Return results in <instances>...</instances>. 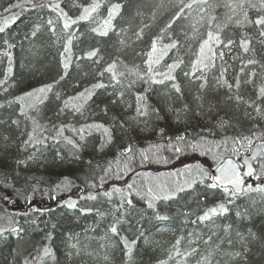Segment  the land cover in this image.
Returning <instances> with one entry per match:
<instances>
[{
	"label": "trees",
	"instance_id": "obj_1",
	"mask_svg": "<svg viewBox=\"0 0 264 264\" xmlns=\"http://www.w3.org/2000/svg\"><path fill=\"white\" fill-rule=\"evenodd\" d=\"M150 2L0 0V204L3 196L29 201L24 212L11 215L22 231L2 232L0 264H17L35 242L43 248L29 252L22 264H36L29 257L38 252L41 264H264L260 189L236 199L195 185L175 199L151 202L152 208L133 195L126 196L128 205L121 195L127 179L144 170L130 171V159L164 142L170 127L185 129L186 115L204 109V92L222 83L227 94L215 89L216 125L264 138V25L255 24L264 17V0H179L159 23H152ZM94 3L100 7L80 20ZM117 5L107 35L99 34ZM66 19L76 23L65 28ZM205 41L217 61L207 58L201 67ZM111 65L112 72L106 71ZM41 88L47 93L36 110L19 99ZM86 91L87 113L68 111L67 98ZM235 104L240 114L227 115V123L222 113ZM127 148L132 151L126 155ZM117 155L119 165L110 167ZM76 187L83 189L82 198L60 202ZM220 205L225 212L198 219ZM44 248L51 255L44 256Z\"/></svg>",
	"mask_w": 264,
	"mask_h": 264
},
{
	"label": "rangeland",
	"instance_id": "obj_2",
	"mask_svg": "<svg viewBox=\"0 0 264 264\" xmlns=\"http://www.w3.org/2000/svg\"><path fill=\"white\" fill-rule=\"evenodd\" d=\"M179 3V0H151L152 19H154L152 23H159L166 19ZM210 48L211 46L209 42L206 46L203 45V52L201 53V59L199 61L202 64H205L204 60L207 59ZM218 86L221 91L227 94V90L223 83L209 90L207 89L208 91L204 92L206 94L203 99L204 109L198 110L197 113H194L190 117L186 115L187 123L185 124V129L179 130L177 125L170 127L171 129L165 134V138L163 139L164 142L155 145L153 144L154 146H145L138 151L139 153L137 155L130 159V171L135 168H144V170L142 173H137L133 177L127 179V183H124V187L126 188L122 190L123 196H138L141 199L157 204V202H167L168 200L162 198L152 199V196L148 195L149 188L153 190V194L160 197L165 193L174 192L175 197L173 199L179 197L180 193L189 191L190 188L195 185L212 189V187H209L211 184L209 173L211 169L215 168V166L222 161V158L230 157L235 160L241 159V156L249 153L251 146L256 140L264 141L263 138L253 136L249 131L238 133V130H236L238 133L237 137L230 136L224 138L223 136L221 137V134L218 135V133L223 130V128L217 126V123L215 122L216 117H219V115L216 114V108L218 107V94L215 91ZM31 93V96H23V101L26 102L27 107L34 105L35 107L33 109L36 110L39 108L41 99L45 96L47 91ZM89 95L90 93L86 91L79 93L75 98H67L70 105L67 110L75 114L77 111L76 109L79 108L78 112L85 115L90 108L88 99ZM65 97L66 94H64L62 98ZM225 97L229 98V96ZM187 103L189 105L191 103L188 98L186 99V104ZM231 107L232 108H230L227 113H222L223 117L226 118L227 115L229 117L238 116V114H240L239 105L235 104ZM187 109H190V107H186V110ZM229 117L226 119L227 123L230 119ZM245 121L248 123L249 120L246 119ZM185 132L186 135H184ZM180 136L184 138L182 141L177 139V137ZM249 140L251 141V144H249ZM61 144L66 145L65 142H62ZM175 147L181 148V151L176 152L174 150ZM122 153L126 155L128 154V152L125 151ZM145 157H147V159H145ZM121 159V155L114 157L110 162V167H117ZM256 169L257 173H259V177L264 178V161L258 163ZM114 171L116 170L114 169ZM205 173L208 176L207 179H205ZM124 174L122 175L123 179L125 178ZM118 178L119 180L117 183L120 182V184H122L123 179L121 176ZM202 180L203 182H201ZM186 181L188 183L195 182L192 183V186L189 188L185 183ZM129 184L132 185L131 189L128 188ZM158 185L163 188V191H161V188L158 187ZM181 187L185 188V190L178 191ZM69 190L66 192L69 193ZM246 191V197L253 194L252 188H249ZM11 215L12 213L0 204V230H3L2 232L9 231L13 227ZM40 255L41 254L38 252V254L29 258L34 260L37 256L41 257Z\"/></svg>",
	"mask_w": 264,
	"mask_h": 264
},
{
	"label": "snow or ice",
	"instance_id": "obj_3",
	"mask_svg": "<svg viewBox=\"0 0 264 264\" xmlns=\"http://www.w3.org/2000/svg\"><path fill=\"white\" fill-rule=\"evenodd\" d=\"M201 2L202 3H207V0H201ZM18 6L19 5H17V7ZM229 6L231 7V5H229ZM56 7H59V5H56ZM99 7H100V5L98 3H94L90 8L89 7H85L84 8V14L81 15L79 17V19L80 20H86V19H88V17L91 15V13L92 12H95ZM118 7H119L118 5L117 6H114L113 11L109 13L108 20L105 21V30L104 31H99L98 29H94V31H99V34H101V35H107V27H110V25H111V19L113 17L114 11L116 9H118ZM189 7H191V5H189ZM15 19H16V16L13 14L12 15V22H15ZM48 23L51 24L52 21H49ZM73 23H76V21L75 20H67L66 19L65 24H64V27L65 28H68L69 25L70 24H73ZM255 24L258 25V26L264 25V17L257 19L255 21ZM5 26H7V25H5ZM4 30H5L4 27H0V32H3ZM33 35H35V33H33ZM261 35H264V32H262ZM208 39L209 40L215 39L216 42L219 43V38L218 37H214L212 33H209ZM68 43L71 44V40H69ZM207 44H208V41H205V46ZM8 46L9 47H12V45H8ZM172 46H174V45H172ZM242 46L244 47L245 51L248 50V48H247V42L246 41H242ZM153 50H155V44H153ZM66 51H67V49H66ZM209 51H211V49H209ZM201 52H203V46L201 48ZM5 54L7 55V53H5ZM95 54H96L95 51H93V52H90L88 55H89V57H91V56H95ZM150 63H151V61H150ZM65 67H67V64H65ZM114 67H115V65H111V66H109L106 69V71L112 72V69ZM171 67H173V66H170V68ZM9 72H11V68H9ZM113 78H115V77L113 76ZM167 78L168 79H171L172 77L168 76ZM162 82L163 81H160V83H162ZM99 86H101V85H97V87H99ZM173 86L176 87L175 85H173ZM229 87H231V85H229ZM49 88H50V86H49ZM37 91L44 92V89L41 88V89H39ZM177 91H179V88H177ZM260 94L261 95H264V87H261ZM27 95L28 96H31L32 93H28ZM19 99L22 101L23 100V97H20ZM66 106H67V104H66ZM76 110L79 111V108H77ZM137 112L139 114H141V115H146V112H141L139 107L137 108ZM90 127H95L97 129H99V128H102L103 126L102 125H92ZM103 130H104L105 133L108 132V129L107 128H104ZM62 132H63V129H61L60 131H58L57 135H62ZM83 138L84 137L81 136V139H83ZM30 139H31V137H30ZM177 139L182 141L184 138L182 136H180V137H177ZM68 142L69 143H72V141H68ZM249 144H251V141L250 140H249ZM174 150L176 152H179V151H181V148L175 147ZM131 151H132L131 148L125 149V152H131ZM145 159H147V157H145ZM201 171H203V170H201ZM217 171H219L221 173V175L219 177L213 178L214 179V182L212 184H210L209 187L216 188L219 185H224L225 182H227V184H231L233 186V194H234L235 193V190H238L240 188L241 183H242V181L240 180V177H239V173L236 170V167L232 164L231 161H228V163L226 165H222V166L218 167ZM251 174H252V170H251V168H249V171H248L247 175H251ZM207 178H208V176L205 173V179H207ZM194 182L195 181H193L192 183H194ZM201 182H203V180ZM185 183L187 184V187H189V188L192 186V183H188L187 181ZM158 187H160L161 188V191H163V188L161 186L158 185ZM128 188L131 189L132 188V185L129 184L128 185ZM184 190H185V188H183V187H181V188L178 189V191H184ZM260 190L261 191H264V189H260ZM113 191H115L117 193H120L121 192V190L118 189V188L117 189H114ZM227 191H228V189H227V187L225 185V192H227ZM104 195H106L109 198H111L112 193L111 192H106V193H104ZM121 195L123 196V194H121ZM148 195L152 196V199H160V198H162L164 200L173 199L175 197V193L174 192L173 193H165L162 197H160L158 195L153 194V190L151 188L148 189ZM89 198L90 199H95L96 197L95 196H90ZM124 199L126 200V197H124ZM126 202H127L128 205H131V203H132L131 200H126ZM69 207H75V205L74 204H70ZM148 207L149 208H152L153 207V204L151 202H149ZM225 211H226V209L224 208V206L223 205H220L219 208H215L214 207V208L208 209L207 211H205V213L202 216L198 217V219L200 221H205V220L210 219L212 216L217 215L218 213H223ZM160 219H167V217H160ZM118 223H119V220H117L115 223H113L111 225V227H110V231L113 234H118V229H117V226H116V224H118ZM2 231L3 230H0V235H2ZM10 231L13 234H17L18 235L22 231V229H20L18 227H12L10 229ZM177 243H179V242H177ZM125 244L128 247V252L130 254L131 253V246L127 244V241H125ZM43 255L44 256L51 255V250L49 248H44ZM34 260H35L36 264H41V262H42V258L39 257V256H37L36 258H34ZM26 264H31V262H26Z\"/></svg>",
	"mask_w": 264,
	"mask_h": 264
},
{
	"label": "water",
	"instance_id": "obj_4",
	"mask_svg": "<svg viewBox=\"0 0 264 264\" xmlns=\"http://www.w3.org/2000/svg\"><path fill=\"white\" fill-rule=\"evenodd\" d=\"M264 160V142H256L252 148L249 150V153L247 155H243L241 159L235 160L231 158H224L221 163H219L215 168L211 169L210 172V182H214L215 177H219L221 173L217 171L218 167L222 165H226L228 161H231L232 164L236 167L237 172L239 173L240 180L242 181L240 188L238 190H235V193L233 194V186L231 184H227L225 182L224 185H219L216 187V189L223 191L225 190V185L227 189L232 193L234 196H241L244 193V189L246 186H248L255 177L256 174V169L255 165L257 162ZM249 168L252 170L251 175H247ZM80 191L77 195H75L77 198L80 196L82 188H79ZM10 197H4L3 202L6 204H9L11 201ZM19 208V205H14L12 209H17Z\"/></svg>",
	"mask_w": 264,
	"mask_h": 264
},
{
	"label": "bare ground",
	"instance_id": "obj_5",
	"mask_svg": "<svg viewBox=\"0 0 264 264\" xmlns=\"http://www.w3.org/2000/svg\"><path fill=\"white\" fill-rule=\"evenodd\" d=\"M211 55H212V50L211 51H209V54H208V59L209 60H211V61H217L216 60V58L215 57H211ZM209 60H207V59H205L204 61L205 62H207L206 64H202L201 62H198L199 64L198 65H200L201 67H206V65L209 63L208 61ZM200 61V60H199ZM240 132H242V131H238V133H240ZM238 133L236 132V130H234V129H229V128H227L226 130H222V131H220V133H218V135H220L221 134V137L223 136L224 138H227V137H230V136H232V137H234V136H238ZM243 133V132H242ZM264 139V138H263ZM256 142H263V140H256L254 143H253V145L256 143ZM252 145V146H253ZM252 146H251V148H252ZM250 148V149H251ZM264 186V184H261V185H258V186H256L255 188H253L252 189V191H253V194H256L257 192H260L259 191V189H261L262 187ZM247 189H245L244 190V193L241 195V196H233L232 198H236V199H241V198H244V197H246L245 195H246V191ZM79 191H80V189H75V188H72V189H70L69 190V192H72V193H74L75 195H77L78 193H79ZM68 193V192H67ZM83 195H84V191L82 190L81 191V194H80V196H78V200L80 199V198H82L83 197ZM214 197H217L216 195H213ZM209 198V197H208ZM13 201V200H12ZM26 202V203H25ZM13 201V204L14 205H25V204H28L29 203V201ZM223 202H225V201H223ZM115 220V219H114ZM114 220H112V221H114ZM263 222V221H262ZM261 224V223H260ZM249 226V225H248ZM261 226H262V224H261ZM250 227L251 228H253V224H251L250 225ZM263 228V227H262ZM150 229H148L147 230V232L149 231ZM156 233V232H155ZM2 237H1V235H0V239H1ZM82 239H84L83 237H82ZM34 246H33V248H32V250L31 251H28L27 253L25 252V253H21V255L20 256H18L17 257V259H18V262H17V264H22L23 262H24V260L28 257L27 256V254L29 253V252H34V251H37V250H40L41 248H43V246L40 244V243H37V242H35L34 244H33ZM33 259H29V261H32Z\"/></svg>",
	"mask_w": 264,
	"mask_h": 264
}]
</instances>
